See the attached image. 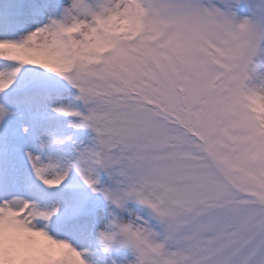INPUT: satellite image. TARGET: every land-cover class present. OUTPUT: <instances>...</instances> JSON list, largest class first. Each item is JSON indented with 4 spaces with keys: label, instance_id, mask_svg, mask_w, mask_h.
Masks as SVG:
<instances>
[{
    "label": "snow or ice",
    "instance_id": "obj_1",
    "mask_svg": "<svg viewBox=\"0 0 264 264\" xmlns=\"http://www.w3.org/2000/svg\"><path fill=\"white\" fill-rule=\"evenodd\" d=\"M0 264H264V0H0Z\"/></svg>",
    "mask_w": 264,
    "mask_h": 264
}]
</instances>
